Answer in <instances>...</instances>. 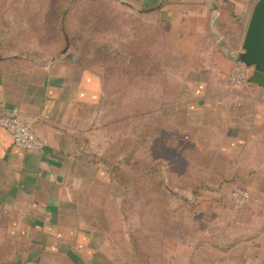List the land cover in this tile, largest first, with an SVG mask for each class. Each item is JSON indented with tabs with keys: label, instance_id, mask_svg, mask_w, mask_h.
<instances>
[{
	"label": "crops",
	"instance_id": "1",
	"mask_svg": "<svg viewBox=\"0 0 264 264\" xmlns=\"http://www.w3.org/2000/svg\"><path fill=\"white\" fill-rule=\"evenodd\" d=\"M257 1L115 0L122 11L149 10L141 18L166 79L158 114L175 148L246 184V211L264 223V87L230 83ZM33 56L0 63V117L17 111L45 143L21 149L0 125V264H114L104 205L112 179L85 150L102 114V76Z\"/></svg>",
	"mask_w": 264,
	"mask_h": 264
},
{
	"label": "rangeland",
	"instance_id": "2",
	"mask_svg": "<svg viewBox=\"0 0 264 264\" xmlns=\"http://www.w3.org/2000/svg\"><path fill=\"white\" fill-rule=\"evenodd\" d=\"M25 1L0 0V30L8 31L7 23L12 32L25 29L20 15L29 12L38 26L47 28L46 35L36 41L28 34L0 41L22 48L31 43L33 58L48 60L49 46L57 42L53 21L58 0H27L24 6ZM165 84V73L133 79L115 72L85 145L112 179L104 205L118 252L114 264H264L262 217L249 216L250 200L239 207L232 197L237 186L248 190L250 198L251 190L239 179L205 172L191 164L195 152L175 148L166 120L158 114ZM148 127L159 130L158 141H150ZM144 162L160 163L158 173L140 167Z\"/></svg>",
	"mask_w": 264,
	"mask_h": 264
},
{
	"label": "trees",
	"instance_id": "3",
	"mask_svg": "<svg viewBox=\"0 0 264 264\" xmlns=\"http://www.w3.org/2000/svg\"><path fill=\"white\" fill-rule=\"evenodd\" d=\"M27 2L26 0L24 6H27ZM114 4L116 5L115 0H58L57 19L53 21L57 42L49 46L52 59L62 57L68 64L93 68L101 74L105 92L102 107L105 105L106 95L109 94L108 87L115 72H122L133 79H151L165 73L160 56L150 50L149 25L141 18L147 15L149 10L139 14L129 12L126 17V11L119 8L113 10ZM29 14L28 12L20 15L24 19L26 30L21 28L19 32H12L11 26L8 23L5 25L12 33L9 38L18 37L19 34L31 35L33 41L44 38L47 28L38 26ZM3 30H0V39L5 40L6 31ZM30 45L31 43L27 42L25 48H22L0 41V63L14 59L5 58L9 53L30 55ZM148 128L150 141H158L159 130ZM139 166H148L149 172L157 174L160 163L144 162L139 163Z\"/></svg>",
	"mask_w": 264,
	"mask_h": 264
},
{
	"label": "built area",
	"instance_id": "4",
	"mask_svg": "<svg viewBox=\"0 0 264 264\" xmlns=\"http://www.w3.org/2000/svg\"><path fill=\"white\" fill-rule=\"evenodd\" d=\"M253 68L244 64L236 63L230 74V83L235 88L245 86L253 75ZM0 125L11 134L14 144L24 150L40 152L44 149L45 143L38 137L32 126L24 121L17 111L0 117ZM235 204L239 207L250 200V193L241 186L232 191Z\"/></svg>",
	"mask_w": 264,
	"mask_h": 264
},
{
	"label": "water",
	"instance_id": "5",
	"mask_svg": "<svg viewBox=\"0 0 264 264\" xmlns=\"http://www.w3.org/2000/svg\"><path fill=\"white\" fill-rule=\"evenodd\" d=\"M236 63L253 68L249 82L264 87V0H258L254 7Z\"/></svg>",
	"mask_w": 264,
	"mask_h": 264
}]
</instances>
